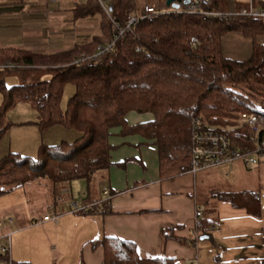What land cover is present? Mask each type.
I'll return each mask as SVG.
<instances>
[{
	"label": "trees",
	"instance_id": "obj_1",
	"mask_svg": "<svg viewBox=\"0 0 264 264\" xmlns=\"http://www.w3.org/2000/svg\"><path fill=\"white\" fill-rule=\"evenodd\" d=\"M109 7L106 35L95 36L87 44L57 53L0 48V68L47 67L53 75L50 80L10 87L0 81V138L11 124L6 120L8 110L19 101L34 104L41 130L60 124L78 132L73 141L42 143L35 158L19 153L2 157L0 195L43 178L50 181L54 193L72 180L90 182L97 172L113 165L115 146L109 138L115 127H121L124 135L140 133L157 145L163 178L192 168L196 131L223 130L233 146L253 145L255 133L239 113H254L264 106V44L257 40L264 35L261 20L236 13L222 19L157 13L129 26V15L142 11L135 0H109ZM98 8L94 3L78 14L86 16ZM231 32L252 39L247 59L224 55L222 38ZM68 81L74 84L75 94L64 111L60 103ZM131 111L149 112L154 118L129 125L126 115ZM219 197L260 214L257 191ZM93 246L104 248L107 264H174L167 259L143 260L133 242L117 238L105 237Z\"/></svg>",
	"mask_w": 264,
	"mask_h": 264
},
{
	"label": "crops",
	"instance_id": "obj_2",
	"mask_svg": "<svg viewBox=\"0 0 264 264\" xmlns=\"http://www.w3.org/2000/svg\"><path fill=\"white\" fill-rule=\"evenodd\" d=\"M98 1L0 0V48L57 53L87 44L95 36L106 35L105 14L111 8L109 0ZM249 1L213 0L212 6L215 10L231 11V8L236 10L246 6ZM94 3H98V10L86 16L78 14L80 9L90 7ZM148 4H157L161 10L169 8L167 0H143L140 3L135 0V7L142 11ZM256 4L262 5L258 2ZM257 40L264 44V35L258 36ZM252 44V39L246 38L240 32H231L222 38L224 55L234 60L247 59L252 53ZM45 71H48L46 67L11 71L1 67L0 81L9 87L6 77L12 76L13 79L10 80L14 84L11 86L31 83L40 80L39 75ZM2 101L3 93L0 91V106ZM23 102L19 101L15 106ZM36 112L37 118L30 117L24 122L37 124L39 115L38 111ZM153 118V114L149 112L131 111L126 115L130 125L145 123ZM10 122L0 138V159L13 152L34 155L27 147L8 144L16 141L10 137L8 139V135L11 134L14 124L20 123ZM31 131L33 134L25 138V145L31 143L34 151L39 140L37 146L42 144V138H39L33 129ZM109 141L115 146L111 151L113 165L97 172L90 181L101 185V188L98 187V194H95L96 188H87V191L80 192L79 199L73 198L70 201H82L88 197L85 202L97 203V209L90 213H71L67 208L59 220L54 217L45 220L44 217L49 215L47 213L37 218L35 214L30 217L28 213L24 223L19 222L20 216L23 215L14 213L9 216V226L3 230L0 222V239H5V242L8 237L12 239L13 234L19 235L31 229L36 233L33 238L29 234L26 238L28 242L21 247L27 250L26 255L23 254L25 257L17 256L14 259L10 248L11 257L15 262L107 264L104 248L93 246L95 241L105 237L133 242L143 260L167 259L174 261V264H249L250 253H264V238L262 241L255 238V234L256 237L264 234V200L261 199L260 193L263 188L260 183L262 177L258 176V186H250L251 179L247 181L243 174L244 168L249 166L247 160H242L245 167L242 162L231 161L228 164V175L239 172L240 176H233V182L227 183V186L221 189L216 183V171H206L213 167L200 169L205 170L201 175V171H193L191 168L173 178H163L157 145L140 133L111 135ZM48 182L53 191L52 184L49 180ZM90 182L87 180L88 185ZM104 189L109 191L108 198L103 194ZM61 191L68 192L69 188L65 185ZM246 191L259 192V215L249 213L245 208H237L230 201L229 209L223 210L219 205L222 201H228L220 198L219 194ZM18 205L19 203L11 202L8 209L14 210ZM198 208H202L199 217L196 216ZM251 215L259 217V222L256 223L252 219L249 223L248 216ZM52 219L56 222L51 221ZM10 226L17 228L10 230ZM195 226L198 227V234ZM18 258L20 260H17ZM255 264H264V258Z\"/></svg>",
	"mask_w": 264,
	"mask_h": 264
},
{
	"label": "rangeland",
	"instance_id": "obj_3",
	"mask_svg": "<svg viewBox=\"0 0 264 264\" xmlns=\"http://www.w3.org/2000/svg\"><path fill=\"white\" fill-rule=\"evenodd\" d=\"M141 1L143 0H137V2L139 3ZM234 10L235 9L231 8V11H234ZM52 77H53L52 73L48 71H45L41 73V75H39L40 80H43V81L50 80L52 79ZM10 79H13V77L12 76L6 77L7 86L9 87L12 84H14L11 82ZM74 94H75L74 84L71 83L70 81L65 82L64 87H63L61 103H60L61 108L64 111L67 110L69 101ZM36 111L37 110L32 103L25 102V101L21 103L20 105L18 104L8 110L6 114V118L7 120H9L8 122L10 121L20 122V123H17L19 125L14 124V128L11 134L8 135V139L10 137L11 140L12 138L13 140H16V141L8 143L9 145L13 146V143H14V147H23V148L27 147L28 150H32V152H34L33 153L34 155L30 153H26V155L32 158H35L38 156V150H39L40 145L39 146L37 145L40 142V140L39 142H37L34 151H33V148L31 147V143H28L27 146L25 145L26 143L25 138L28 135L32 136L33 134L31 129H33V131H36L38 133L39 138H42V143L47 144V145H55V144L60 143L62 140L73 141L75 140V138H77V135H78L77 131L68 129L65 126H62L60 124L51 126L49 128H46L45 130H41L39 125L36 123H32V122L25 123L30 117L37 118ZM122 130L123 129L121 127H115L112 130L111 135L125 136L122 133ZM26 152H29V151H26ZM13 153H16V152H13ZM238 160L239 161H237V159H234L232 161L234 163L242 162L244 167H245L244 162L248 161L247 162L249 164V166L247 167L248 170L245 167L243 170V174L245 177L244 179H247V181L251 179L252 182L250 186H254V187L258 186L259 185L258 176L262 177L260 183L263 188L260 191V193H261V199L264 200V159L260 158L257 154L252 153L248 155L246 158H238ZM242 160H244V162ZM230 162L231 161H227V162L218 164L215 167L213 166V168L211 169L206 170L208 172L216 171V178H217L216 183H217V186L221 189L227 186V183L233 182L231 180L233 176L235 175L240 176L239 172H234L232 173V175L230 174L228 175L227 173L228 166H229L228 164ZM204 171H201L199 174L201 175ZM199 177L202 178L204 176H199ZM100 186L101 185H97L96 181L90 182L88 185L87 180L84 178H81V179L72 180L70 183L67 184V187L69 188L68 192L59 191L58 193H54L51 189L48 179L43 178V179H40L39 182H36V181L32 182L30 185H28V187H26L27 190H25L24 187H22V188H19V190L16 189L13 192L2 194L0 195V222L2 224L1 229L3 230L4 228H6V226H9V223H8L9 216H12L14 213L18 214L19 216L20 214L23 215L24 218L20 216V220H19L20 223L25 222L24 221L26 220L25 215L28 213L30 217L33 216L32 214H35L36 218L39 217V215L43 216L45 213H47L53 217L57 216L58 218H54V219L59 220L60 217L62 216V213L67 211V208H69V211H70V207H69L70 206L69 203H71L70 201L73 198L79 199V194L81 191H87V188H92V189L96 188L95 194H98V187ZM11 202L19 203V205L16 208H14V210H10V208L8 209V207ZM219 205L222 207L223 210L231 208V203L229 201H225V202L222 201L219 203ZM6 212L7 214H5ZM248 217H249L248 218L249 223H251L252 219L256 223L257 221L259 222V219H260L259 217H256L253 215L248 216ZM262 218H263L262 224H264V209L262 210ZM54 219H52L51 221L56 222V220ZM14 228H17V226L16 227L10 226V230H13ZM29 234L32 235V238L36 235L33 229H31L29 231L22 232L19 235L13 234L12 239L6 240V242L10 240V248L12 249V252L14 253V256H15L14 259L17 258V256L22 257V258L25 257L27 250L26 248H21V247H23L26 244V242H28L26 238L28 237ZM255 238L256 240L258 239V241H262L264 238V234H259L258 237H256V234H255ZM4 240L5 239H3V241ZM37 242H39V240H37ZM254 253L257 255H253ZM254 253H250L248 255L251 258V261L249 264H255L259 262L260 259L264 258V253L257 252V251H254ZM17 260H20V259L18 258Z\"/></svg>",
	"mask_w": 264,
	"mask_h": 264
},
{
	"label": "built area",
	"instance_id": "obj_4",
	"mask_svg": "<svg viewBox=\"0 0 264 264\" xmlns=\"http://www.w3.org/2000/svg\"><path fill=\"white\" fill-rule=\"evenodd\" d=\"M256 2L262 5L258 6ZM174 3L178 6L177 8L169 6L166 10H161L157 4L145 5L140 14L129 15L127 24L130 26L139 20H145L157 13L194 14L220 19L236 13L241 16L254 17L264 23V0H250L246 6H242L234 11L215 10L212 6L213 0H175ZM120 33L122 34L123 31H120ZM99 49L101 52L104 50L102 46ZM239 115L240 119L246 121L255 133L253 145L245 149L237 148L232 145L230 137L223 130L208 129L196 131L194 134L192 160L193 171L210 168L238 158H246L252 153L264 159V106H258L257 111L254 113L241 112ZM103 194L108 198V189H104ZM96 206L97 203L87 204L83 201L75 200L70 203L69 207L71 213H90L94 209H97ZM201 214L202 208H198L196 216L199 217ZM52 217L51 215H46L44 219L49 220ZM54 218H57V216ZM195 227V231L198 234V227ZM7 239H10V237ZM10 251L9 241L5 242L0 239V264H16L11 257Z\"/></svg>",
	"mask_w": 264,
	"mask_h": 264
},
{
	"label": "water",
	"instance_id": "obj_5",
	"mask_svg": "<svg viewBox=\"0 0 264 264\" xmlns=\"http://www.w3.org/2000/svg\"><path fill=\"white\" fill-rule=\"evenodd\" d=\"M175 0H167V5L177 8L178 6L174 3Z\"/></svg>",
	"mask_w": 264,
	"mask_h": 264
}]
</instances>
